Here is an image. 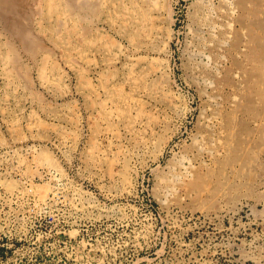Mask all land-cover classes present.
I'll return each instance as SVG.
<instances>
[{
    "label": "rangeland",
    "instance_id": "374dc122",
    "mask_svg": "<svg viewBox=\"0 0 264 264\" xmlns=\"http://www.w3.org/2000/svg\"><path fill=\"white\" fill-rule=\"evenodd\" d=\"M226 1L0 0V264H264V0Z\"/></svg>",
    "mask_w": 264,
    "mask_h": 264
},
{
    "label": "bare ground",
    "instance_id": "6f19581e",
    "mask_svg": "<svg viewBox=\"0 0 264 264\" xmlns=\"http://www.w3.org/2000/svg\"><path fill=\"white\" fill-rule=\"evenodd\" d=\"M207 1V0H206ZM220 1H222V0H220ZM219 2V1H218ZM227 2V7L229 8V12H230V10H231V12L235 15V14H237L238 12H240L239 10H240V8H241V4H242V0H227L226 1ZM209 3H210V1H209ZM214 3V2H213ZM225 3V2H224ZM223 4V3H222ZM207 7V6H206ZM221 8V10H222V7H220ZM227 8V9H228ZM224 11V10H223ZM226 11V10H225ZM224 11V12H225ZM208 12H209V10H208ZM224 12H221V13H224ZM226 13H228V12H226ZM229 14V13H228ZM227 14V15H228ZM233 17V16H232ZM228 20V19H227ZM225 21V20H224ZM226 24H228V23H225V25ZM223 26V25H222ZM226 27H228V25L226 26ZM219 28V27H218ZM225 28V27H224ZM204 29V28H203ZM223 30V29H222ZM229 31H230V29H229ZM229 31H226V32H229ZM225 33V32H224ZM226 34V33H225ZM218 35H219V33H218ZM228 36V35H227ZM211 39V38H210ZM218 39V38H217ZM228 39V38H227ZM212 40H214V39H212ZM214 42V41H213ZM217 42V41H216ZM212 43V42H211ZM227 43V42H226ZM203 44V43H202ZM201 44V45H202ZM206 46V45H205ZM198 47V46H197ZM229 47V46H228ZM199 54H201V53H199ZM201 56L203 57V54H201ZM231 57V56H230ZM232 58V57H231ZM234 58V57H233ZM235 59V58H234ZM233 62H234V60H232ZM218 63V62H217ZM235 98V97H234ZM214 140V139H213ZM219 154V153H218ZM214 155V154H213ZM193 166V165H192ZM191 167V166H190ZM191 169V168H190ZM188 171H190L189 170V168H186V172H188ZM185 172V174H187ZM182 173V172H181ZM189 173V172H188ZM190 177V176H189ZM167 189V188H166Z\"/></svg>",
    "mask_w": 264,
    "mask_h": 264
}]
</instances>
